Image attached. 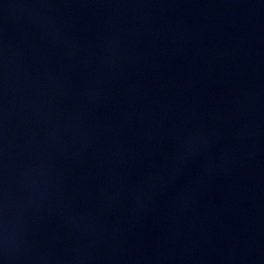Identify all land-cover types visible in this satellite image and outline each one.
<instances>
[{"label": "water", "instance_id": "95a60500", "mask_svg": "<svg viewBox=\"0 0 264 264\" xmlns=\"http://www.w3.org/2000/svg\"><path fill=\"white\" fill-rule=\"evenodd\" d=\"M0 264H264V0H0Z\"/></svg>", "mask_w": 264, "mask_h": 264}]
</instances>
